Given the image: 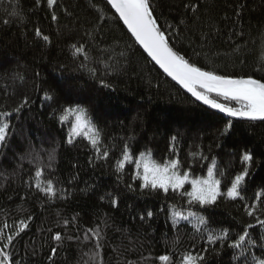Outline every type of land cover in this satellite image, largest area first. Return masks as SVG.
Instances as JSON below:
<instances>
[{
  "label": "trees",
  "instance_id": "1",
  "mask_svg": "<svg viewBox=\"0 0 264 264\" xmlns=\"http://www.w3.org/2000/svg\"><path fill=\"white\" fill-rule=\"evenodd\" d=\"M185 4L199 7L193 12ZM153 6L190 62L219 75L264 77V0H153ZM72 45H83L88 59L74 55ZM25 98L0 143V228L6 237L17 233L21 221L27 224L7 249L15 262L161 264L160 255L172 254L178 262L185 251L205 248L204 264L264 259L259 225L249 229L254 243L229 247L245 226L255 224L243 205L264 189V121L233 119L195 101L148 58L106 0H56L51 7L47 0H0V111L12 112ZM72 105L86 108L99 129L100 152L83 135L68 142L70 123L60 117ZM125 143L133 161L118 171ZM149 149L158 162L178 157L181 172L191 170L194 177L205 176L214 157L223 173L217 175L222 191L242 171L241 155L252 152L245 200L221 197L211 206H191L216 234L229 229L223 246L209 245L194 221L174 223V211L187 215L189 209L179 192L141 188L134 161ZM47 180L53 181L54 196L42 190ZM258 209L264 219V200Z\"/></svg>",
  "mask_w": 264,
  "mask_h": 264
},
{
  "label": "snow or ice",
  "instance_id": "2",
  "mask_svg": "<svg viewBox=\"0 0 264 264\" xmlns=\"http://www.w3.org/2000/svg\"><path fill=\"white\" fill-rule=\"evenodd\" d=\"M49 7L56 3V0H47ZM115 12L118 13L119 18L126 25L131 35L135 38L136 42L142 46L148 56L155 61L173 80L177 81L183 88L187 89L197 100L203 101L204 104L211 106L214 109H219L221 112L227 113L232 117H242L251 121H264V77L260 79L254 78L253 75L244 76H232V75H219L215 71L205 70L198 66L196 63L190 62V59H186L185 55L181 54L177 50L172 42V37L165 31V25L159 23L160 17L155 15L156 8L153 6V0H108ZM185 8H191L193 12L198 10V5H184ZM163 16V13L160 14ZM53 19H56L53 15ZM7 23V22H6ZM182 23V21H181ZM165 24L167 21L165 20ZM168 28L172 26L167 24ZM36 35L41 36L39 29H36ZM42 39L48 41L49 37L44 35ZM74 49V55L83 54L85 59H88V54L85 51L83 45H72ZM104 63L103 61H100ZM107 66V65H105ZM85 67V65H81ZM89 71L95 75V69H89ZM101 83H104L101 81ZM109 87L110 85H105ZM215 93L217 97H222L226 101H235L237 107H232L228 103H221L218 99L213 98L211 94ZM46 99L50 97L46 96ZM28 103L27 98L18 105L12 112L0 111V143L6 142L9 135L11 125L9 120L13 113H19L21 109ZM66 113L74 116V122L71 125L69 132V140L76 136L83 135L86 137L92 146L96 148L97 152H100L99 145L100 131L93 123L91 117L88 115L86 108L75 105L65 109ZM62 122L68 120V115H62L60 117ZM231 121L225 126L223 132L226 134L231 128ZM177 137L172 136L171 141H176ZM173 151L175 148L173 147ZM109 155L107 150H104L102 156L107 158ZM146 156L149 159H146ZM152 156L151 150L147 152H140L139 156L135 158L136 164V176L141 180V188L162 190L164 193H168L170 190L173 192H179L181 196L187 198L189 209L187 215H184L181 211H174L172 218L174 223H178L180 220L194 221L193 227L197 232L207 233V242L209 245H214L220 242L223 246V242L230 235L229 229H220L216 234L215 230H212L208 226L207 219L200 215L198 212L192 211V205L211 206L214 205L221 197H226L231 200H245L242 195L247 190L246 177L250 175L249 165L253 163L254 157L251 151H245L240 161L243 165L242 171H239L231 179L226 191H222V179L217 178V175L223 176V173L219 171V165L216 159H211V166L207 169L206 176H193L191 170H185L181 172V161L179 158L167 159L164 163H156L150 161ZM51 159V157H50ZM200 159H208L200 154ZM133 161V153L131 151V145L125 143L121 158L117 160V170H123L126 163ZM142 169V170H141ZM36 187L41 188L40 177L42 170L36 171ZM190 184V190L184 191L185 185ZM50 197L56 194V189L52 180H47L42 189ZM264 200V189L254 193V201L251 204L245 203L243 206L246 213L250 217L255 218V224H249L245 226L242 233L237 234V238L229 244L232 249H242L245 242L248 244L254 243L250 239L249 229H253L256 225L264 228V219H261L257 215L258 203ZM115 204L116 201H113ZM264 211V210H261ZM147 215L151 217L152 212H148ZM31 219V217H29ZM143 219V217H142ZM65 224L69 221L65 220ZM5 228L7 225L4 226ZM27 227V224L21 221V227L15 235H4V229L0 228V242L6 241L0 246V264H18L14 261L12 254L7 249L13 244L15 236L19 235V232L23 231ZM88 231H94L89 229ZM99 237V232H96ZM54 239L56 241L62 240L60 232L55 233ZM99 247V245H97ZM56 248L52 249V254L55 255ZM208 249L205 248L201 252L193 253L191 250L185 251L180 256L178 262L173 261L172 254H164L158 257L161 264H204L205 255ZM235 258V257H234ZM131 264V262H129ZM255 264H264V259L255 261Z\"/></svg>",
  "mask_w": 264,
  "mask_h": 264
},
{
  "label": "water",
  "instance_id": "3",
  "mask_svg": "<svg viewBox=\"0 0 264 264\" xmlns=\"http://www.w3.org/2000/svg\"><path fill=\"white\" fill-rule=\"evenodd\" d=\"M107 2H108V0H106ZM109 4V3H108ZM110 5V4H109ZM110 7H111V5H110ZM112 8V7H111ZM112 10L115 12V9H113L112 8ZM116 13V12H115ZM117 14V16H118V13H116ZM119 17V16H118ZM120 19V18H119ZM121 20V19H120ZM121 22H122V24H123V21L121 20ZM124 25V24H123ZM124 27L126 28V30L128 31V33L131 35V33H130V31L127 29V27H126V25H124ZM131 37L133 38V40L136 42V40H135V38L131 35ZM137 43V45L142 49V51L148 56V54H147V52L146 51H144V49L142 48V46L141 45H139V43L138 42H136ZM148 58L160 69V71L166 76V77H168L171 81H173L175 84H177L184 92H186L190 97H192L195 101H197V102H199V103H201L202 105H204V106H206V107H208L209 109H212V110H214V111H216V112H219V113H221V114H224V115H226V116H228V117H231V118H233V119H246V118H242V117H232V116H229L227 113H224V112H221L219 109H214V108H212L211 106H209V105H206V104H204L203 103V101H199V100H197L194 96H192V94L190 93V92H188L187 91V89H185V88H183L177 81H175V80H173L172 79V77H170L167 73H165L164 72V70L162 69V68H160V66L158 65V64H156L155 63V61H153L152 60V58L150 57V56H148ZM214 95H216L215 93H213ZM246 120H248V119H246Z\"/></svg>",
  "mask_w": 264,
  "mask_h": 264
},
{
  "label": "rangeland",
  "instance_id": "4",
  "mask_svg": "<svg viewBox=\"0 0 264 264\" xmlns=\"http://www.w3.org/2000/svg\"><path fill=\"white\" fill-rule=\"evenodd\" d=\"M72 106H75V105H72ZM68 107H70V106H68ZM68 107H67V108H68ZM64 115H68V120H67V122L70 123V125H69V130H68V137H69V132H70V129H71V125H72V123L74 122V116L71 115V114H69V113H66V112H65ZM146 159H149V158L146 156ZM151 161H155V160H153L152 157H151L149 162H151ZM155 162H156V163H160V164L164 163V161H163V162L155 161ZM206 175H207V173H206ZM206 175H205V176H206ZM189 190H190V188H189Z\"/></svg>",
  "mask_w": 264,
  "mask_h": 264
}]
</instances>
